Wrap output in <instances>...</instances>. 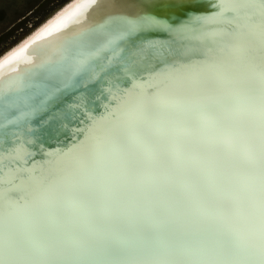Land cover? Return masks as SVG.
Returning a JSON list of instances; mask_svg holds the SVG:
<instances>
[{
    "label": "snow or ice",
    "instance_id": "1",
    "mask_svg": "<svg viewBox=\"0 0 264 264\" xmlns=\"http://www.w3.org/2000/svg\"><path fill=\"white\" fill-rule=\"evenodd\" d=\"M98 7L119 38L0 106V264H264V0Z\"/></svg>",
    "mask_w": 264,
    "mask_h": 264
},
{
    "label": "bare ground",
    "instance_id": "2",
    "mask_svg": "<svg viewBox=\"0 0 264 264\" xmlns=\"http://www.w3.org/2000/svg\"><path fill=\"white\" fill-rule=\"evenodd\" d=\"M90 3H93L90 6L91 8H87ZM100 3L101 0H66L30 32L1 53L0 98L4 96V93L15 91L19 88V80H23L25 76L28 77L30 74L29 66L32 64L38 61H47L46 63L51 64L62 60L68 55L69 57L70 55L74 56L73 54H68L71 52L70 47L72 49L77 48L79 45L78 38L84 36L81 33L86 32L84 37L87 38L89 35L87 32H92V30L96 29L95 25L100 22L103 14V10L98 7ZM80 7L83 9L87 8V11L82 12L83 14H80L81 16L79 15L77 18H73L69 27L58 33L53 32L66 20L69 21L72 16L77 14L78 12L75 13V11ZM89 10L91 11L88 12ZM92 34L95 35V39L100 37L101 40L97 44L91 45L90 50L85 51H89L88 56H91L96 49H103L110 41L119 38L116 34L110 32L93 31ZM82 59L67 60V64L58 70L62 72L60 73L63 78H61L62 83L69 80L76 73L80 67L79 62ZM5 67L6 69L3 70ZM105 254L110 255L112 258H132L137 255L135 252H121L117 249L107 250Z\"/></svg>",
    "mask_w": 264,
    "mask_h": 264
},
{
    "label": "rangeland",
    "instance_id": "3",
    "mask_svg": "<svg viewBox=\"0 0 264 264\" xmlns=\"http://www.w3.org/2000/svg\"><path fill=\"white\" fill-rule=\"evenodd\" d=\"M66 0H0V54Z\"/></svg>",
    "mask_w": 264,
    "mask_h": 264
},
{
    "label": "water",
    "instance_id": "4",
    "mask_svg": "<svg viewBox=\"0 0 264 264\" xmlns=\"http://www.w3.org/2000/svg\"><path fill=\"white\" fill-rule=\"evenodd\" d=\"M185 2L187 3L188 0H185ZM92 4L93 3H90L89 6H87V8L88 7L91 8L90 6ZM87 8L86 9H83L82 7H80L77 11H75V13L78 12L77 14H75L74 16H72L69 21L66 20L65 23H63L61 26H59L53 32L58 33L59 31H62L64 28L69 27L71 25L72 19L73 18H77L80 14H83L82 12L87 11ZM81 9H82V11H80ZM90 11L91 10H89L88 12H90ZM97 25H95L96 28H97ZM92 32H93V30H92ZM92 32L91 31H88L87 32V33H89V35L87 36V38L84 37L85 34H86V32L85 33H81L84 36L78 38L79 41L78 40L77 41H78L79 45L77 46V48L72 49V47H70L71 48V52L68 53V54H73L74 56L70 55V57H69V55H68V56L64 57L62 60H59V61H57L55 63H51V64L46 63L47 61H38V62L34 63L35 65L32 64L31 66H29L30 74L28 75V77L25 76L23 78V80L24 79H26V80L25 81H23L22 79H21L22 81L19 80L20 83H18L19 84V88L17 90H15V91H8V93H4V96L0 98V106H11L13 104V102L15 101V99L18 96H20V95H22L24 93V91L27 89V87L29 86V84L33 80V77H34V74L36 73V71L39 70V69H41V68L47 67L48 69H51L55 73V75L49 81V85L51 87H55V86H58V85L63 84L62 83L63 82L62 81L63 78L61 77L62 74H60L62 72H59L58 70H60L61 68H63L67 64V62L70 61V60H77V59H80V58L88 57L89 51L88 52H85V51L86 50H90L91 49L90 48L91 45H93V44L95 45V44H97V42L99 40H101L100 37H98V39H95V35H93ZM56 38H58V37H56ZM99 50L100 49H96L92 53V55L95 54L96 52H98ZM75 52H77V54H75ZM5 69H6V67L3 68V70H5ZM67 81H65V82H67ZM69 83H70V81H69ZM7 89H10V88H7ZM14 119H15V117H12L11 116V113L9 112L4 117V120L0 121V123H3V122H9L10 123Z\"/></svg>",
    "mask_w": 264,
    "mask_h": 264
}]
</instances>
